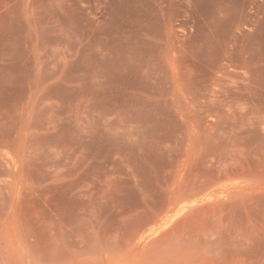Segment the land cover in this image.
Segmentation results:
<instances>
[{"label":"rangeland","instance_id":"obj_1","mask_svg":"<svg viewBox=\"0 0 264 264\" xmlns=\"http://www.w3.org/2000/svg\"><path fill=\"white\" fill-rule=\"evenodd\" d=\"M0 264H264V0H0Z\"/></svg>","mask_w":264,"mask_h":264},{"label":"bare ground","instance_id":"obj_2","mask_svg":"<svg viewBox=\"0 0 264 264\" xmlns=\"http://www.w3.org/2000/svg\"><path fill=\"white\" fill-rule=\"evenodd\" d=\"M165 219V218H164ZM164 224V223H163ZM118 259V258H117Z\"/></svg>","mask_w":264,"mask_h":264}]
</instances>
